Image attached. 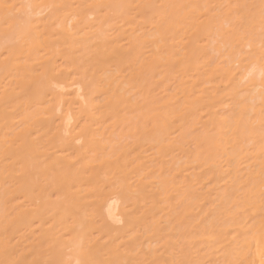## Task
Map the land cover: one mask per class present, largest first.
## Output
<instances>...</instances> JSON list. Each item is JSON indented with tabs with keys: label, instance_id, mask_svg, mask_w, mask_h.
<instances>
[{
	"label": "bare ground",
	"instance_id": "6f19581e",
	"mask_svg": "<svg viewBox=\"0 0 264 264\" xmlns=\"http://www.w3.org/2000/svg\"><path fill=\"white\" fill-rule=\"evenodd\" d=\"M262 30L264 0H0V264H264Z\"/></svg>",
	"mask_w": 264,
	"mask_h": 264
},
{
	"label": "snow or ice",
	"instance_id": "6c2138e0",
	"mask_svg": "<svg viewBox=\"0 0 264 264\" xmlns=\"http://www.w3.org/2000/svg\"><path fill=\"white\" fill-rule=\"evenodd\" d=\"M261 48H262V52H261V60L264 61V30H262L261 32ZM249 47H251V45H249ZM249 75H251V73H249ZM261 76L264 77V70L261 71ZM245 79H247V77H245Z\"/></svg>",
	"mask_w": 264,
	"mask_h": 264
}]
</instances>
